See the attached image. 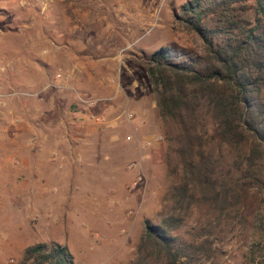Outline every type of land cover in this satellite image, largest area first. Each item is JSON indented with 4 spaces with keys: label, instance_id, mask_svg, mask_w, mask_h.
I'll return each instance as SVG.
<instances>
[{
    "label": "rangeland",
    "instance_id": "374dc122",
    "mask_svg": "<svg viewBox=\"0 0 264 264\" xmlns=\"http://www.w3.org/2000/svg\"><path fill=\"white\" fill-rule=\"evenodd\" d=\"M187 1L0 0V264L37 243L73 264H130L142 223L167 214L177 177L146 65L160 47L202 54L175 23ZM233 173L238 203H197L171 232L203 243L190 264H264V158Z\"/></svg>",
    "mask_w": 264,
    "mask_h": 264
},
{
    "label": "trees",
    "instance_id": "16d2710c",
    "mask_svg": "<svg viewBox=\"0 0 264 264\" xmlns=\"http://www.w3.org/2000/svg\"><path fill=\"white\" fill-rule=\"evenodd\" d=\"M180 10L175 23L201 42L202 54L160 47L146 65L170 142L168 173L177 177V184L167 195V214L159 223H142L130 264L200 259L202 242L177 245L171 232L197 203L218 211L238 203L233 171L252 170L264 158V0H189ZM238 10L251 11L252 20L238 16ZM214 139L233 153L231 166L217 164L210 147ZM17 264L73 260L64 246L37 243L23 250Z\"/></svg>",
    "mask_w": 264,
    "mask_h": 264
},
{
    "label": "crops",
    "instance_id": "0c3cea01",
    "mask_svg": "<svg viewBox=\"0 0 264 264\" xmlns=\"http://www.w3.org/2000/svg\"><path fill=\"white\" fill-rule=\"evenodd\" d=\"M38 160H39V159H38ZM39 161H40V160H39ZM37 164H38V163H37ZM39 166H41V165H39ZM37 167H38V165H35L34 168L29 169V170H28V173L26 172V173L28 174V176H30L31 171L34 172V173H36V168H37Z\"/></svg>",
    "mask_w": 264,
    "mask_h": 264
}]
</instances>
